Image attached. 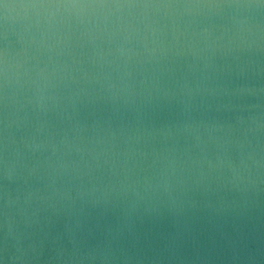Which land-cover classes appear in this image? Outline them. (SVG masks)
Returning a JSON list of instances; mask_svg holds the SVG:
<instances>
[{
	"label": "clouds",
	"instance_id": "9594fccd",
	"mask_svg": "<svg viewBox=\"0 0 264 264\" xmlns=\"http://www.w3.org/2000/svg\"><path fill=\"white\" fill-rule=\"evenodd\" d=\"M0 264H264V0H0Z\"/></svg>",
	"mask_w": 264,
	"mask_h": 264
}]
</instances>
